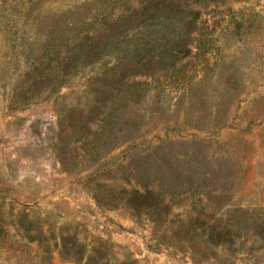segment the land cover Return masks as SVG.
I'll list each match as a JSON object with an SVG mask.
<instances>
[{
	"label": "rangeland",
	"instance_id": "rangeland-1",
	"mask_svg": "<svg viewBox=\"0 0 264 264\" xmlns=\"http://www.w3.org/2000/svg\"><path fill=\"white\" fill-rule=\"evenodd\" d=\"M208 3L168 66L147 0H0V264H264V0Z\"/></svg>",
	"mask_w": 264,
	"mask_h": 264
},
{
	"label": "trees",
	"instance_id": "trees-1",
	"mask_svg": "<svg viewBox=\"0 0 264 264\" xmlns=\"http://www.w3.org/2000/svg\"><path fill=\"white\" fill-rule=\"evenodd\" d=\"M209 1L215 4L217 0H147V4L141 9H133L129 13L128 10L130 6L125 7V10L120 12V15L112 25L113 28H118L120 20L122 22H127V25L130 26L128 29L132 28L145 21V16H147L150 8H153V11L159 14V17H162V21H168L172 17L184 20V26L181 28L180 33L176 35L173 41L174 43L170 44L168 47L164 46V53L161 55H159V53L157 54L158 64L159 56L164 54L172 58V62L170 61L166 64H168V66H173V59L188 57L191 52L189 43L193 40L196 41V55L204 56L218 49L213 36V28L217 21H214L212 27L209 29V25L205 24L206 19L200 18L201 7L208 5ZM145 25L148 26V23H145ZM80 46H82L81 43L79 44V47ZM144 47L145 51L149 54V58L152 59L154 56L150 54L157 49V46L155 44L146 43ZM166 64L162 63V66L165 67ZM153 67L151 61L148 69L152 70ZM151 72H153V70ZM71 258L79 261V257L77 258V256H72Z\"/></svg>",
	"mask_w": 264,
	"mask_h": 264
}]
</instances>
